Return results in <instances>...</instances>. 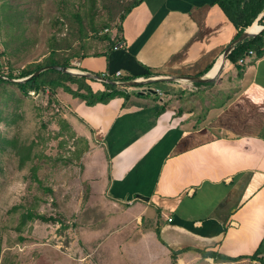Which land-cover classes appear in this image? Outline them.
Here are the masks:
<instances>
[{"label":"crops","instance_id":"1","mask_svg":"<svg viewBox=\"0 0 264 264\" xmlns=\"http://www.w3.org/2000/svg\"><path fill=\"white\" fill-rule=\"evenodd\" d=\"M121 25V49L76 59L75 68L121 71L112 80L137 62L152 77L205 75L238 31L215 0H143ZM263 25L264 9L248 28ZM243 58H226L204 84L153 81L141 84L149 91L127 86L126 96L91 105L70 94L65 105L84 130L80 179L88 201L101 199L115 225L144 227L121 255L145 256L144 264L164 263L179 248L187 249L176 264H235L195 249L230 258L260 249L255 258L264 257V54ZM224 78L231 89L218 86Z\"/></svg>","mask_w":264,"mask_h":264},{"label":"rangeland","instance_id":"2","mask_svg":"<svg viewBox=\"0 0 264 264\" xmlns=\"http://www.w3.org/2000/svg\"><path fill=\"white\" fill-rule=\"evenodd\" d=\"M4 1V11L15 14L16 26L10 31L9 22L4 23L8 26L7 34L0 23V52L4 50L3 55L0 53V77L3 79H7L9 71L17 75L24 64L47 55L53 36L65 37L64 40L72 43V48L66 50L67 46L59 42L65 47L59 50L61 56L70 55L82 43H92L91 51L103 46L97 38L80 43L78 21L60 17L64 8L58 0ZM96 1L95 24L109 22L108 28H112L114 36L121 10L111 1L107 6L106 2L103 6ZM66 6L73 9L70 3ZM85 21L83 17L82 22ZM10 32L18 36L13 43L9 40ZM75 61L70 65L75 66ZM10 82L0 86V264H144L141 261L145 256L139 255L136 261L135 255H121L144 227L135 229L134 221L126 228L121 223L115 225L106 219V214L109 218L113 211L100 203L101 199L95 200L99 203L87 199L79 161L81 146L84 147L79 138L84 130L65 105L71 100L70 94L60 91L55 95L45 89L23 96L13 81ZM141 86L144 85L133 88ZM215 86L231 89L232 84L224 78L222 84ZM13 92L14 98H21L20 102L17 98L13 100ZM223 100L217 94L215 101ZM9 139L12 141L6 143ZM21 155H25L22 164ZM27 210L54 219L23 218ZM130 251L135 253L132 247ZM241 258L233 262L237 264ZM161 264H176V260L169 258Z\"/></svg>","mask_w":264,"mask_h":264},{"label":"trees","instance_id":"3","mask_svg":"<svg viewBox=\"0 0 264 264\" xmlns=\"http://www.w3.org/2000/svg\"><path fill=\"white\" fill-rule=\"evenodd\" d=\"M60 1L61 8H64V10H61L60 17L63 18H69L73 21L76 19L78 21V29H77V39L81 42L87 41L89 38H97L100 40V43H103V46L99 49H94L91 51V47L93 46L92 43L84 44L82 43L77 50L73 51L70 55L67 56H61L59 55L60 49H65V47H62L59 45L60 43H64L63 46H67L66 50L72 48V43L70 41H67L64 38H59L56 36L52 37V44H49V50L47 55H45L40 60H32L30 62H27L24 64V66L20 69L19 73L17 75H13L10 71L7 74V77L12 78H21L25 77L35 70L39 69L43 65L47 64H59V65H65V66H71V61L76 59H82L88 55H101L104 54L108 58V54L113 49H121V46H117L116 44L122 39L121 32H122V20L127 15V13L136 5H138L143 0H99L103 6H106L111 3L119 8V23L117 25V32L114 36H112L111 30L112 28L109 27V22H104L102 25H96L94 22V7L96 6L97 1L96 0H78L76 3L67 2L66 0H58ZM215 2L222 8V10L225 12L229 20L233 23V25L237 28V35L238 36L246 27L251 25L252 21L255 19V17L264 9V0H215ZM70 3L71 7L73 8L70 10L67 8V4ZM0 8L2 12L0 23L3 27H5L4 23L7 21L10 25V31H12V27H15V14L12 13H5L6 9V3L3 0L0 4ZM85 17L86 21L82 22V18ZM263 24V23H262ZM7 25V24H6ZM114 28V26H113ZM105 29L106 31H103ZM5 33H9L8 26L5 27ZM18 36L16 34H13L10 32L9 34V40L11 43L14 42V40ZM63 39V40H62ZM6 47V41L4 42ZM89 49V50H88ZM248 50H252L254 52V55L257 57H260L264 54V29L260 30L256 35L247 37L239 42H237L235 45H233L232 49L227 55V59L232 62L236 63V61L243 57ZM1 55H3L4 50H2ZM132 60L134 59V56L131 55ZM110 68L109 64L107 63V69ZM125 69L127 70V74H124L121 76L120 79L128 80V79H134L139 76H143L144 78L150 77L152 75V71L149 67H146L140 63H136L134 65L127 64L125 66ZM114 73V72H113ZM103 74V75H102ZM101 75L104 76V78L107 79H114L111 76V73L105 72ZM87 81L99 84L96 85L98 89L94 90L92 85L88 83ZM4 82L11 83L8 79H3L0 77V86H3ZM13 85L18 89V91L23 95L27 96L29 95L30 91L33 92H39L40 90L49 89L51 93L58 95L60 91L66 92L71 94L73 97H78L81 100H84L86 104L91 105L97 102L105 103L111 98L117 96V95H123L126 96L125 93V87L119 86L113 82L108 81H98L93 78H86V77H79L76 75H72L67 72H61L53 68H49L46 70H43L39 72L38 74H35L25 81L12 82ZM209 83V82H208ZM72 84H75L73 86ZM195 84H204L196 82ZM127 87V86H126ZM146 87V86H144ZM150 88L148 86L146 89H143V91H149ZM15 93H11V96L13 100L15 99L20 102L19 97L16 96V98L13 97ZM160 110H163V106L160 107ZM2 138V143H3ZM12 139L6 140V143L11 142ZM25 155H21L19 158V162L22 164L24 161ZM38 180V179H37ZM38 217L41 220L51 219L53 220L51 216H44L41 214H36L32 212L31 210H27L22 217L27 219H32L33 217ZM187 248H179L177 250L169 249L170 250V257L171 259H175L177 254L180 252L186 251ZM200 253L202 257H213L214 259H231L236 260L239 257L236 258H230L228 256L221 255L217 252L213 251H206L204 249H195ZM260 253V249H257L251 256L255 258ZM262 262H264V257H261Z\"/></svg>","mask_w":264,"mask_h":264},{"label":"water","instance_id":"4","mask_svg":"<svg viewBox=\"0 0 264 264\" xmlns=\"http://www.w3.org/2000/svg\"><path fill=\"white\" fill-rule=\"evenodd\" d=\"M249 28H245L238 36H236L230 43L229 45L224 49L222 55H221V60L219 63V66L216 70V72L213 75H209V74H205V75H197V76H193V75H180V76H169V75H162V76H155V77H147V78H142V77H138V78H134V79H128V80H111V79H107L104 78V76L102 75H98L92 72H88V71H83V70H79L77 68H75V66H65V65H59V64H47V65H43L41 66L39 69L35 70L34 72H32L31 74L25 76V77H21V78H12V77H7L8 80H12V81H16V82H20V81H25L26 79H28L29 77L38 74L39 72L49 69V68H53L56 69L58 71L61 72H67L70 73L72 75H76V76H83L86 78H93V79H97V80H102V81H108V82H113L119 86L122 87H126V86H134V85H140V84H147V83H151L153 81H168V80H173L176 78L179 79H183V80H187L189 82H207L212 80L215 75L217 73H219V71L221 70V68L223 67L227 55L230 52V50L232 49V46L235 45L237 42L250 37V36H254L256 35L260 30L264 29V25L261 26L259 28L258 31L256 32H251L248 30ZM121 43H118L117 46H119ZM75 69L76 71H73L71 69ZM2 76V75H0ZM153 90V89H151ZM154 91V90H153Z\"/></svg>","mask_w":264,"mask_h":264},{"label":"built area","instance_id":"5","mask_svg":"<svg viewBox=\"0 0 264 264\" xmlns=\"http://www.w3.org/2000/svg\"><path fill=\"white\" fill-rule=\"evenodd\" d=\"M250 53H252V50H248L247 52H246V54H250ZM245 54V55H246ZM244 55V56H245ZM243 56V57H244ZM243 57H241V58H239L238 59V62L239 63H242L243 62ZM103 75V74H102ZM113 75L114 76H120L121 75V71H115L114 73H113ZM160 93V92H159ZM264 264V262H262L260 259H258V258H241V259H239V260H237V264Z\"/></svg>","mask_w":264,"mask_h":264},{"label":"bare ground","instance_id":"6","mask_svg":"<svg viewBox=\"0 0 264 264\" xmlns=\"http://www.w3.org/2000/svg\"><path fill=\"white\" fill-rule=\"evenodd\" d=\"M255 29H257V28H255ZM249 31H251L250 29H248ZM252 32V31H251ZM220 63V62H219ZM219 66V65H218ZM218 68V67H217ZM71 70H73V69H71ZM217 70V69H216ZM216 70H215V72H216ZM73 71H76V70H73ZM212 72V71H211ZM210 72V73H211Z\"/></svg>","mask_w":264,"mask_h":264}]
</instances>
